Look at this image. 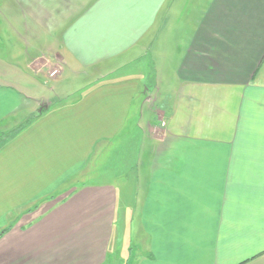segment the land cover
<instances>
[{
  "label": "crops",
  "instance_id": "obj_1",
  "mask_svg": "<svg viewBox=\"0 0 264 264\" xmlns=\"http://www.w3.org/2000/svg\"><path fill=\"white\" fill-rule=\"evenodd\" d=\"M169 1L0 0V264H264V0L164 19ZM4 35L25 40L34 84L128 54L154 66L40 99ZM107 150L123 156L120 207L112 183H83L29 217Z\"/></svg>",
  "mask_w": 264,
  "mask_h": 264
},
{
  "label": "rangeland",
  "instance_id": "obj_2",
  "mask_svg": "<svg viewBox=\"0 0 264 264\" xmlns=\"http://www.w3.org/2000/svg\"><path fill=\"white\" fill-rule=\"evenodd\" d=\"M202 1L203 0H192V1L190 0L187 5H183L182 7H180L179 5L178 6L174 5V1L170 0L169 2H166V4H164L163 6L164 7L162 13L163 17L165 19L167 17L169 18L171 15L174 16L175 8L178 9L177 12L179 11L184 12L185 15L194 12L196 13L197 9L199 8L200 2ZM175 23L176 22L173 21V24ZM1 29L4 31H1ZM9 31H10L9 27L6 25L5 20L4 22H0V33L9 32ZM20 32L23 33L22 31ZM166 32H174V26L172 25V23H166L163 25L162 34H166ZM10 39L16 41L15 43H13V45L14 46L16 45L15 48L18 47L21 50L19 54H15V52H4L3 53L4 58L6 59L12 58L13 61L17 59V62L20 66L19 68L20 89H23L24 91L31 93L30 95L33 94L35 97H38L40 99L43 97H46L47 99H53L56 95H60V96L66 95V97L69 95H77L81 93L80 92L81 89H83L87 85V83H91L92 81L97 80L98 77L102 78L103 76H107L110 73H115L114 75H112V77L124 75V73L125 74L131 73L129 76H134L137 75L136 73H140V71H145L146 73H148L152 71L150 70L148 65L146 69L141 67H144V65H146L145 62H148V59L151 61L150 66L153 67L154 65L152 66V63L155 60L154 53L152 52L149 55H145L141 59L136 60L134 61L133 64H131L130 61L133 59L132 57L134 55L131 53L132 55L128 56L129 55L128 54L126 56H123L122 59L118 62L114 60L112 63L108 65H106V63H103L102 66H99L97 68H89V69L81 70L80 74H76L73 71L74 69L64 66L66 67V71L62 75L60 74L61 76L58 75L59 72L58 68L57 69L54 68L49 73V77H54L55 75H58V77L60 78L59 80H54L53 78H49L48 75L45 76L46 74L45 72V74H41V73L38 74L39 83L36 80V83L34 84L27 81L28 75H27V69L25 67L26 59H27L26 58L27 46L24 45L25 40L21 38V42H20L18 41L19 39L17 40L15 36L8 37L4 35L2 45L12 46V44L10 43ZM170 40H171V34H168L167 37L165 38V41L170 42ZM29 50H30L29 55L38 54L37 53L38 48L36 45L32 46ZM136 55H138L137 58H139L140 54H136ZM125 65H127V67H125ZM121 69H124V71ZM117 143L118 142L116 141V145ZM110 151L111 150H107L106 154L100 156V160L99 158L97 159L96 157L97 160L96 163L94 161H90L88 163V167L86 166L87 167L86 171H83L82 174L76 177L75 181H70V182L66 181L61 186L52 183L51 190L55 189L58 186V188H56L57 189L56 192L49 195L44 200L41 199L34 202V204L31 205L30 208H28V210H26L30 214L29 217L38 216L45 209L48 202L55 201L57 198H59L58 197L59 195L60 196L65 195L73 187L79 186L83 183L84 184H91V183L100 184L105 182L112 183L118 191V204L120 207L122 205L121 192H122V183H123V156L121 153H117L114 151L110 153ZM26 211L14 212V214L11 215L12 222L15 223L16 216H20L22 213H23L22 215H24ZM20 217L18 219H20ZM13 223H10V225H13ZM134 239H136V237ZM125 256H129V255L125 254Z\"/></svg>",
  "mask_w": 264,
  "mask_h": 264
}]
</instances>
